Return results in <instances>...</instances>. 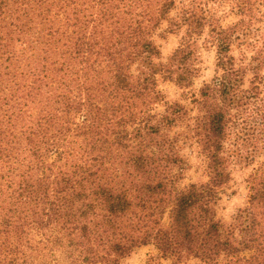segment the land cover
Instances as JSON below:
<instances>
[{
    "label": "trees",
    "instance_id": "trees-1",
    "mask_svg": "<svg viewBox=\"0 0 264 264\" xmlns=\"http://www.w3.org/2000/svg\"><path fill=\"white\" fill-rule=\"evenodd\" d=\"M164 21L186 29L166 62ZM203 34L216 75L192 116L157 75L190 87ZM181 138L208 177L183 188ZM263 152L264 0H0V264H121L150 244L176 263L264 264V160L247 205L217 216L230 164Z\"/></svg>",
    "mask_w": 264,
    "mask_h": 264
},
{
    "label": "rangeland",
    "instance_id": "rangeland-1",
    "mask_svg": "<svg viewBox=\"0 0 264 264\" xmlns=\"http://www.w3.org/2000/svg\"><path fill=\"white\" fill-rule=\"evenodd\" d=\"M227 8V7H226ZM225 8V9H226ZM173 11L171 16L175 17ZM234 14H229L224 18V23L228 24L236 20ZM170 22L164 21L155 29L152 36L155 44L159 47L160 58L166 62L168 58L183 43L185 27L173 31L170 28ZM206 34L197 38L196 47V67L198 73L193 78V84L190 87H183L172 80L164 78L161 74L157 75L158 87L165 95V100L169 104L179 103L184 105L190 115H196L197 109L193 102V97L198 96L200 88L207 82H210L216 75V51L212 45L206 42ZM236 56L238 52L235 51ZM251 74L246 77V85ZM157 110L162 112L164 106H158ZM184 123L181 126L174 127L173 131L183 132ZM181 155L184 158V169L180 172L177 180V187L183 188L191 183H202L208 179L206 170V160L199 152L198 147L192 139L180 140ZM264 160V152L258 155L251 162L240 161L231 163L229 166L231 178L224 187L217 205V216L224 222H231L237 212L244 208L248 203L249 180L259 161ZM121 264H199L198 259H190L186 263H176L169 257L162 256L158 249L150 244L143 245L134 249V251L121 259Z\"/></svg>",
    "mask_w": 264,
    "mask_h": 264
}]
</instances>
